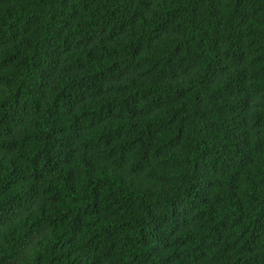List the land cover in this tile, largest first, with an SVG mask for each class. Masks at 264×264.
<instances>
[{
	"label": "trees",
	"instance_id": "obj_1",
	"mask_svg": "<svg viewBox=\"0 0 264 264\" xmlns=\"http://www.w3.org/2000/svg\"><path fill=\"white\" fill-rule=\"evenodd\" d=\"M0 264H264V0H0Z\"/></svg>",
	"mask_w": 264,
	"mask_h": 264
}]
</instances>
